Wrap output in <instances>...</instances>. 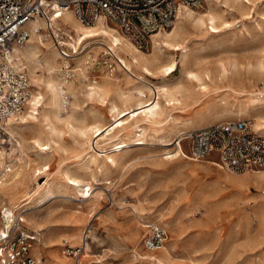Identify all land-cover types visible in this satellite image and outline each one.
<instances>
[{"label":"rangeland","instance_id":"rangeland-1","mask_svg":"<svg viewBox=\"0 0 264 264\" xmlns=\"http://www.w3.org/2000/svg\"><path fill=\"white\" fill-rule=\"evenodd\" d=\"M250 4L242 10L244 13L251 11L250 15L245 16L241 11L227 15L226 19L232 25L230 28L225 27L216 34L193 30L187 38L192 57L196 58V63L191 69L200 73L207 71L210 76L203 79L204 87L195 80L180 77L179 52L174 56L167 53L161 56V63L167 64L175 60L177 66L167 77V81L173 83L180 77L183 82V89L180 92L181 104L175 108H165L162 122H166L172 116L182 121L188 116L195 117L199 122H196L195 126L183 123L181 129L186 133L200 125L235 119L230 109L237 108L240 103L245 102L250 92L258 90L264 92V73H259L256 69L259 61L264 62V0H251ZM204 6L206 2L193 8L199 11ZM33 40L41 49L54 48L38 36H33ZM91 48L98 53L103 49L107 51L96 44ZM138 49L145 53L151 52L153 38L150 48ZM119 56L122 57L121 54ZM79 58L81 59V55ZM57 63L56 59L53 74L59 87L64 90L63 95L67 92L70 96L69 108L66 110L63 109L62 98L60 113L66 115L72 110L71 106L87 111L89 108H97V104L87 100L82 93L86 84L71 81L65 89L60 86ZM24 64L28 72L25 58ZM222 65L229 70L227 77L222 72ZM132 70L139 72L135 68ZM41 72L43 75L47 74L44 70L38 71ZM120 72V80L103 77L97 83L108 82L121 89L129 88L134 78L128 76L122 69ZM247 75L253 83L244 82L242 78ZM145 77L156 83L160 81V78L150 75ZM30 81L33 94L39 88L33 84L31 77ZM70 83L73 93L68 87ZM28 106L29 103L21 115ZM88 117L90 121L94 120L91 115ZM18 123L20 127L15 129L22 132L26 138L22 145L23 159L17 160L20 163L18 167L27 176L28 184L32 188L36 186L37 181L42 183L46 179V176L41 177L42 173L37 176L36 172H33L36 165L43 161L42 157L36 156L39 149L33 145L34 139L38 137L36 130L39 123L34 120L28 122L19 120ZM61 131L64 138L46 157L51 162V172L48 176L51 180L61 181V174L64 170L70 169L89 181L91 188L87 191H78L71 190L68 186L55 192L44 204L30 205L32 208L27 211L39 212L40 216L47 215L50 218L43 224L41 230L44 235L46 233V242L40 245L41 264H62L56 261L58 256H66L69 258L68 264H73L74 255L66 250L77 248L83 251L80 256L81 264H153V261L140 253L145 247L143 237L147 228L139 227L138 236H135L133 230L136 227L133 226V220L139 224L144 222L163 224L169 234L167 241L172 245L173 255L185 260L193 259L198 264H261L262 245L259 242L264 237V230L258 226L257 218L248 223L240 213L244 211L253 215L254 207L264 201V197L259 196L264 185L251 184L249 190H241L240 206L237 210L231 199L233 190H229V185L220 170L231 171L220 169L210 163L218 162L215 155L201 161L188 160L184 157L164 159L161 158L165 151L164 147L153 142L128 147L121 156L120 163L114 166L104 161L102 156L90 161L87 159L91 153L87 144L66 128ZM182 145L188 153L189 140L184 138ZM1 147L10 151V137L6 132H0ZM170 147L172 149V146ZM15 150L11 156L6 157L5 163L13 161L14 155L18 156L19 149ZM22 163L25 165H21ZM1 169L2 167L0 173ZM250 200L252 204L248 205ZM11 207L12 204L5 196H0V223L4 210L8 211ZM28 207L26 205L18 209L22 212ZM132 207L136 208L135 212L132 211ZM27 211L23 213L26 215ZM17 213L14 218L19 216ZM160 213L164 214L166 222L157 219ZM21 224L27 232L36 234V243L40 232L33 230L24 222ZM74 229L79 230V240L76 242H73L70 235V230ZM251 236H253L251 239L256 236L255 241L245 244ZM32 254L36 258L33 246Z\"/></svg>","mask_w":264,"mask_h":264},{"label":"bare ground","instance_id":"bare-ground-1","mask_svg":"<svg viewBox=\"0 0 264 264\" xmlns=\"http://www.w3.org/2000/svg\"><path fill=\"white\" fill-rule=\"evenodd\" d=\"M204 2H206V6L199 11L193 7L181 5L173 27L169 30H161L152 36L153 50L149 53L140 51L116 27L103 19H98L94 26H86L74 18L70 11L65 12V19L70 22L69 24L77 36L82 37L81 42H87L86 47L96 44L107 49L106 53L116 54L124 64L121 69L128 76L134 78L132 85L125 89L108 82L86 85L82 90L84 97L98 106L97 108H89L88 111L71 106L72 110L66 115L60 113L64 90L59 87L53 74L55 70L54 61L57 59L58 53L54 48L41 49L34 42L33 36L37 35L33 33L19 50L28 63V73L33 84L37 85L39 90L32 94L29 106L23 115L9 117L5 120L4 132L9 134L11 147L10 151H6L4 147L0 148V167H2L0 196H5L8 202L12 204L10 210H4V215L8 220L18 212L24 223L33 230L40 232L39 239L33 245V251L39 262H41L40 245L46 242V233L44 235L41 230L43 224L50 218L47 215L46 217L40 216L39 212L27 211L32 208L30 205H42L46 200L53 197L55 192H59L68 186L71 190L77 189L78 191H87L91 188L89 181L81 178L70 169L64 170L61 174V181L51 180V177L48 176L51 172V162L46 157L59 146V141L64 138L61 129L66 128L75 134L80 141L87 144V148L91 152L87 159L90 161H95L98 156H102L104 161L116 166L120 163V158L125 154L128 147L153 142L164 147L165 151L163 150L161 158L172 160L184 157L192 160L183 148L182 140L185 138V132L182 131L181 127L183 123L195 126L198 122L197 119L188 116L182 121L172 116L166 122H162L165 108H175L181 104L180 92L183 89V82L179 79L181 76L195 80L203 87L205 86L203 79L210 78L207 71L200 73L191 69V66L196 63V58L192 57L191 48L187 45V38L193 30H204L216 34L225 27L230 28L232 25L226 19L227 15L234 11L243 12L245 7L251 5V0H204ZM250 7L252 8V6ZM250 13L251 11L242 14L246 16ZM178 52L180 54L181 75L177 81L169 83L167 77L176 70V62L172 60L167 64L161 63V56L165 53L174 56ZM132 67L138 69L139 72H134ZM221 69L227 77L228 68L222 65ZM256 69L259 73H264V62L259 61L256 64ZM39 70H44L47 74L38 73ZM144 75L160 78V81L158 83L153 82ZM120 79V76L115 78V80ZM242 79L245 83L251 82L248 75ZM68 87L73 93L70 89L71 83ZM230 111L235 115V118H252L254 128L264 131V92L261 90L250 92L245 102L240 103L237 108L230 109ZM88 115H91L94 120L90 121ZM19 120L22 122L34 120L39 123L36 130L38 137L34 139L33 145L39 149L36 156L42 157L43 161L36 165L33 172H36L37 176L42 173L41 177L46 176V179L42 183L37 181L36 186L32 188L28 184L27 176L18 167L20 163L17 160L23 159L22 145L26 141L23 133L15 129L20 127ZM15 149H19L18 156L15 157L14 155L13 161L5 163L6 157L11 156ZM115 150L117 151L115 152ZM23 163L21 165H25ZM210 163L217 165L220 169H226L216 161ZM220 171L229 185V190H233L231 199L234 201L233 206L237 210L240 206L241 190H249L251 184L264 185V170H253L252 173L245 171L243 174ZM26 205L29 207L24 208L22 212L21 209H18V207L22 208ZM26 211L28 213L25 215L23 212ZM132 211L135 212L136 208L132 207ZM158 215V220L166 222L164 214ZM240 215L244 216L248 223L257 218L258 226L264 230V201L254 207L253 215L244 211ZM0 224L1 230L2 221ZM71 226L74 227L75 225ZM133 226L137 228H134L133 233L138 236V228L144 227L146 224H139L133 220ZM70 235L73 237V242L79 240V230H70ZM168 236L169 234L167 239ZM252 237L245 241V244L254 242L256 236L251 239ZM166 241L158 250L143 247L140 251L141 255L153 261V264H198L193 259L185 260L173 255L172 245ZM259 243L262 245L261 264H264V237ZM69 250L66 251L73 254ZM82 252L73 254V264H81ZM56 261L68 264L69 258L58 256Z\"/></svg>","mask_w":264,"mask_h":264},{"label":"built area","instance_id":"built-area-1","mask_svg":"<svg viewBox=\"0 0 264 264\" xmlns=\"http://www.w3.org/2000/svg\"><path fill=\"white\" fill-rule=\"evenodd\" d=\"M204 0H0V132L5 120L20 116L32 96V84L19 51L35 33L58 51L57 77L60 86L73 82L95 85L101 78L121 76L122 60L112 52L100 53L70 27L64 14L86 26L103 19L116 27L140 49L152 46V36L169 30L181 5L199 7ZM41 22V24H39ZM82 55L81 59L79 56ZM80 59V60H79ZM70 96L63 97V109ZM188 157L195 161L215 155L218 163L231 172L264 169V131L253 126L248 117L221 120L188 130ZM264 194V191H260ZM248 205L252 202H248ZM3 213V212H2ZM0 264H41L32 255L37 236L22 227V218L7 219L2 214ZM145 248L158 250L167 239L161 223L147 222ZM81 252L80 248L69 250Z\"/></svg>","mask_w":264,"mask_h":264},{"label":"crops","instance_id":"crops-1","mask_svg":"<svg viewBox=\"0 0 264 264\" xmlns=\"http://www.w3.org/2000/svg\"><path fill=\"white\" fill-rule=\"evenodd\" d=\"M200 126H202V125H200ZM200 126H197V127H200ZM257 170H264V169H257ZM226 184V183H225ZM261 190H264V189H260V191ZM259 196H261V197H264V194H261V192H260V194H259ZM250 201H252V200H250ZM169 237V236H168ZM168 240V239H167ZM32 251V250H31ZM33 255V254H32ZM41 263V262H40Z\"/></svg>","mask_w":264,"mask_h":264}]
</instances>
